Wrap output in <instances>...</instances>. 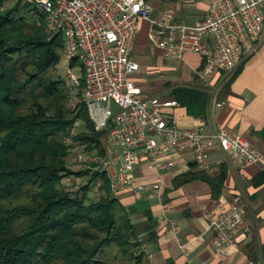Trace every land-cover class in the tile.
Segmentation results:
<instances>
[{"label":"trees","instance_id":"trees-1","mask_svg":"<svg viewBox=\"0 0 264 264\" xmlns=\"http://www.w3.org/2000/svg\"><path fill=\"white\" fill-rule=\"evenodd\" d=\"M7 3L0 0V264H155L158 224L150 212L130 215L102 170L109 129L96 130L82 100L81 65L70 64L80 80L74 89L59 74L63 39L46 31L45 14ZM172 95L190 116L206 115V91L178 87ZM72 148L97 160L74 170ZM220 170L215 180L187 173L173 187L203 179L217 192Z\"/></svg>","mask_w":264,"mask_h":264},{"label":"built area","instance_id":"built-area-1","mask_svg":"<svg viewBox=\"0 0 264 264\" xmlns=\"http://www.w3.org/2000/svg\"><path fill=\"white\" fill-rule=\"evenodd\" d=\"M31 4L45 14L46 31L61 35L63 61L67 65L69 84L76 89L80 80L73 61L83 69L82 100L88 107L98 131L109 129L105 144L113 151L102 163L112 191L126 192L131 188L132 171L139 161L159 172L174 168L173 161H163L179 143L188 149L194 164L202 171L211 166L210 151L216 145L236 164L246 167L264 166L263 156L241 135L226 129L205 134L200 129L181 130L167 121L164 110L178 106L172 100L138 98L131 76L139 64L130 58L139 31V22H150L149 40L172 58L186 54L205 57L198 73L203 82L216 72H232L244 54L253 53L264 26V0H206L207 11L195 24L174 22V12L167 9L159 20H151L150 6L144 0H5ZM116 108L114 110L113 108ZM80 122L76 121L67 146L75 136ZM79 163L96 161L77 148L71 149ZM139 189L151 198L161 199L160 179ZM243 207L237 201L217 208L210 214L209 228L216 232L215 247L229 245L241 227Z\"/></svg>","mask_w":264,"mask_h":264},{"label":"crops","instance_id":"crops-1","mask_svg":"<svg viewBox=\"0 0 264 264\" xmlns=\"http://www.w3.org/2000/svg\"><path fill=\"white\" fill-rule=\"evenodd\" d=\"M144 1L152 8L151 20H159L165 10L172 9L174 22L187 25L201 20L208 7L206 0H193L189 10L180 5L178 9L165 7V0ZM261 31L256 50L244 54L232 72H216L203 82L198 73L205 65V57L199 54H186L180 60L169 57L150 42V22L141 20L130 54L139 64V70L131 76L138 98L148 101L159 97L177 102L172 95L175 88L206 91L210 100L204 117L190 116L177 102V107L164 110L167 121L181 130L197 128L209 135L226 129L243 136L264 158V26ZM181 146L179 143L162 156L163 161L175 163L173 169L159 172L139 161L132 171L131 188L116 194L126 207L149 204L147 212L158 224L157 250L152 261L155 264L170 261L173 264H264V166L242 167L216 145L210 151L211 169L204 172L215 180L220 169H225V179L217 192L203 179L173 187L175 178L202 172L194 164L191 152ZM105 147L108 155L111 154L113 149ZM158 179L163 184L160 200L139 189ZM237 201L243 207L241 227L229 245L217 250L216 232L209 228L210 214Z\"/></svg>","mask_w":264,"mask_h":264},{"label":"rangeland","instance_id":"rangeland-1","mask_svg":"<svg viewBox=\"0 0 264 264\" xmlns=\"http://www.w3.org/2000/svg\"><path fill=\"white\" fill-rule=\"evenodd\" d=\"M154 1H156V0H154ZM165 1L167 2V3H164L165 7L168 6L170 8L178 9V5H180L179 6L180 8L185 7L186 10H189V3L192 2L193 0H165ZM10 4H12V3H7V5H10ZM58 71H59V74L69 82V79L67 77V74H68L67 65L65 64V62L63 60L58 65ZM75 73H76V75H78V71H76ZM146 92H147V95L149 96L148 91H146ZM152 97H156V96H152ZM157 98H159V97H157ZM73 163H74V166H73L74 170H79V169L85 170V168H86L85 164L75 163L74 161H73ZM68 181L73 183L72 179H68ZM81 182H82L81 180H77L75 182L76 187L79 186L81 184Z\"/></svg>","mask_w":264,"mask_h":264},{"label":"water","instance_id":"water-1","mask_svg":"<svg viewBox=\"0 0 264 264\" xmlns=\"http://www.w3.org/2000/svg\"><path fill=\"white\" fill-rule=\"evenodd\" d=\"M150 206L148 203L142 204H133L127 207V211L130 215H134L137 213H145V211H149Z\"/></svg>","mask_w":264,"mask_h":264}]
</instances>
